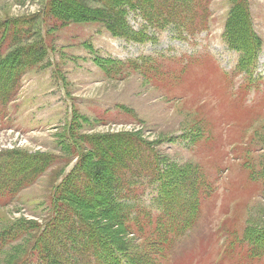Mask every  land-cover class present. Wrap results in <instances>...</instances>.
I'll return each mask as SVG.
<instances>
[{"label": "rangeland", "instance_id": "374dc122", "mask_svg": "<svg viewBox=\"0 0 264 264\" xmlns=\"http://www.w3.org/2000/svg\"><path fill=\"white\" fill-rule=\"evenodd\" d=\"M247 1L249 17L261 41L255 70L260 77L258 86L233 70L238 54L222 39L230 0H205L204 21L184 18V23L191 25L190 34L180 36L166 30L156 34L155 43L144 44L113 39L95 24L66 23L62 27L49 16L47 0H0V21L38 16L45 49L40 64L24 75L16 99L7 107L0 126V152H50L58 156L16 201H0V232L22 218L42 224L52 215L51 191L78 160L77 155L69 161L56 152L73 114L90 120L76 134L137 135L156 149L161 162H195L204 168L207 179L213 180L214 192L203 204L198 225L181 242L177 261L162 264H217L221 240L216 235L217 226L231 216L232 210L241 221L264 227V191L255 193L260 186L237 190L238 183L247 182V171L257 167L259 160L264 161V0ZM78 2L71 0L66 7L79 6ZM129 20L136 28L138 20L133 15ZM84 43L91 44L97 54L122 61L149 56L155 61L156 77L144 78L127 70L106 77L93 64ZM197 129L203 138L192 144L187 132ZM79 139L75 138V143L84 154L85 142ZM136 169H140L139 162ZM148 184L140 180L135 187L146 204L151 203L154 193ZM101 190L106 196L99 186ZM224 199L231 207L227 215ZM231 201L234 207L243 203L232 208ZM107 202L104 197L96 203L101 215ZM102 217L94 215L97 224L98 220L109 222L108 217ZM26 248L23 253L19 248V255L12 252L8 261L9 253H1L0 264H15ZM207 253L211 257L205 261ZM35 260L27 264H35ZM225 264H242V260L234 256Z\"/></svg>", "mask_w": 264, "mask_h": 264}, {"label": "trees", "instance_id": "16d2710c", "mask_svg": "<svg viewBox=\"0 0 264 264\" xmlns=\"http://www.w3.org/2000/svg\"><path fill=\"white\" fill-rule=\"evenodd\" d=\"M69 1L47 0L49 16L60 26L66 23H99L112 36L131 41H142L145 36L143 32L135 33L130 29L126 22V8L137 9L148 21H155V13L151 9L162 12L166 16L162 15L157 25L174 24L178 19L181 21V17L189 21H204L206 16V8L203 9L205 0H78L76 4L79 6L67 8ZM230 2L224 40L240 54L236 70L252 80L261 41L252 29L248 1ZM169 5L174 7V11ZM176 6L184 10L182 15L175 13ZM37 22L35 16L0 22V100L7 99L8 89L19 75L35 64L32 60L44 56ZM93 61L109 78L123 74L124 70L148 77L157 72L151 60L122 62L96 56ZM5 104L6 101L0 103V111ZM73 115L65 126L62 141L57 143V151L67 156L69 161L76 155L78 160L72 171L64 174L54 187V192L51 191L49 208L52 215L42 224L23 218L9 224L0 232V254L8 252V261L14 254L12 252L19 255V248L23 253L27 247L23 257L15 259L17 264H27L32 259H36L35 264L176 262V258L170 259L175 251V241L183 238L196 224L202 199L214 190L204 169L190 162L181 165L161 162L156 149L134 134L90 137L76 134L77 129L89 125L90 120L86 116ZM75 138L85 142L86 153H80ZM107 156L111 158L107 159ZM57 157L50 152H0V201L14 199L21 190L32 186ZM137 162L140 169L135 170ZM259 162L257 167L252 166L247 171V183L250 185H264V161ZM142 176L156 186V214L147 212L139 204H131L128 198ZM99 186L106 196L102 190L99 191ZM241 188L237 186L238 192ZM104 197L109 202L101 215L96 203ZM223 201L227 203V200ZM94 215L99 219L106 216L109 222L102 224L98 220L97 224ZM235 218L238 219L232 215L230 225L223 233L228 239L224 253L228 256L232 246L242 238L252 245V257L258 254V250L259 254H264V227L252 225L250 220L235 221ZM23 244L24 248L21 247Z\"/></svg>", "mask_w": 264, "mask_h": 264}]
</instances>
